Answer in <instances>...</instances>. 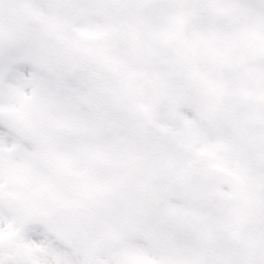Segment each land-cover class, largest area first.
Listing matches in <instances>:
<instances>
[{"label":"snow or ice","instance_id":"6c2138e0","mask_svg":"<svg viewBox=\"0 0 264 264\" xmlns=\"http://www.w3.org/2000/svg\"><path fill=\"white\" fill-rule=\"evenodd\" d=\"M0 264H264V0H0Z\"/></svg>","mask_w":264,"mask_h":264},{"label":"rangeland","instance_id":"374dc122","mask_svg":"<svg viewBox=\"0 0 264 264\" xmlns=\"http://www.w3.org/2000/svg\"><path fill=\"white\" fill-rule=\"evenodd\" d=\"M222 45H223V40L222 39L218 40L217 41V46H222Z\"/></svg>","mask_w":264,"mask_h":264}]
</instances>
